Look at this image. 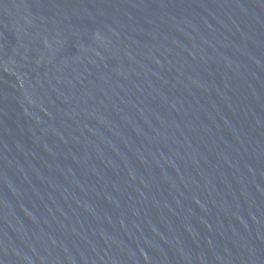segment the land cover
I'll list each match as a JSON object with an SVG mask.
<instances>
[{
	"label": "water",
	"instance_id": "water-1",
	"mask_svg": "<svg viewBox=\"0 0 264 264\" xmlns=\"http://www.w3.org/2000/svg\"><path fill=\"white\" fill-rule=\"evenodd\" d=\"M0 264H264V0H0Z\"/></svg>",
	"mask_w": 264,
	"mask_h": 264
}]
</instances>
